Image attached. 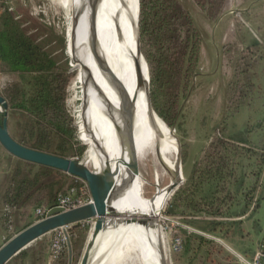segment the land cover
Segmentation results:
<instances>
[{
  "label": "rangeland",
  "instance_id": "rangeland-1",
  "mask_svg": "<svg viewBox=\"0 0 264 264\" xmlns=\"http://www.w3.org/2000/svg\"><path fill=\"white\" fill-rule=\"evenodd\" d=\"M151 1L139 0V8L145 13L144 25L138 27L139 48L149 72L151 107L168 128L174 127V133L181 143L185 178L164 207L159 222L167 242L166 263L172 264L173 252L169 251L173 237L172 214L168 213V208H172L176 195H179L178 200L183 196V201L179 200L177 204L176 214L206 218L215 216L216 221H223L216 226V232H234L235 239L241 240L239 238L244 236L246 230L254 238L259 233L255 226H264V86L253 87L248 84L253 81V77L255 81L259 79L261 72L249 60L243 64L239 62L237 67L242 71L241 83L247 85L242 90H249L241 95L242 99L229 101L235 91L237 77L233 79V76L225 74L223 68L217 69L212 55L214 47H217V53L236 57L237 60L243 54H249L244 51L245 45L238 43V39H231L221 45L211 39L216 35V24L220 20L232 19L237 22L241 35L253 37L255 33L248 27H252V22L245 23L246 15L244 17L240 13L241 8L252 3L241 0H155L152 7ZM5 9L27 33L34 35L41 49L53 56L57 63L64 65L66 61V74L71 75L65 89L66 126L75 129L76 138L85 146L83 154L86 157L88 146L78 136L77 104L72 106L68 102V86L74 72L65 53L68 23L66 7L54 0H0V15ZM234 11L240 14L234 15ZM211 51L210 63H207V54ZM248 63L251 64L250 68ZM231 79L233 82L229 84ZM18 82V75L0 62V94H7L12 85ZM222 82H227L228 86L225 104L220 100L224 94ZM13 123V120H7L10 133L14 132ZM220 137L232 142H246L248 148L240 145L227 147L221 143ZM53 143H57L56 138ZM2 151L0 184L5 191L12 173L19 169L17 177L21 178L28 173V166ZM138 169V175L130 180L128 174V180L144 199L154 192V172L159 176L160 185L168 181L167 174L159 175L160 168L155 169L150 154L141 160ZM201 179H212V196L206 193L208 185ZM240 179H243V184L237 191ZM257 197L260 205L255 213V226H247L242 234H237L241 225L231 224L224 220L225 216L236 215L244 208L245 202H249L248 210L257 204L254 200ZM92 225L93 220L82 221L69 225L65 230H58L67 238L66 249L60 259L51 260L49 257L50 241L56 232L47 233L36 240L31 244V254L36 264H79ZM219 248L215 247L214 252ZM218 255H221L219 251ZM218 255L212 264L218 263Z\"/></svg>",
  "mask_w": 264,
  "mask_h": 264
},
{
  "label": "bare ground",
  "instance_id": "bare-ground-1",
  "mask_svg": "<svg viewBox=\"0 0 264 264\" xmlns=\"http://www.w3.org/2000/svg\"><path fill=\"white\" fill-rule=\"evenodd\" d=\"M54 1L66 7L68 16L65 53L74 72L68 86V102L72 106L77 104L78 136L88 146L86 157L90 163H96L93 138L86 134L85 122L110 159L119 165L120 181L128 183L112 206L118 212L150 221L147 225L133 222L108 227L99 238L92 264H99L114 249L101 264H161L162 254L168 256L167 242L160 219L156 223L153 215L151 197L157 187L163 189L169 184L178 156L174 131L150 104L148 69L139 53V0H99L95 6V53L88 43L93 0ZM126 106L131 112L138 165L150 154L155 169L160 168L159 175H168L167 183L160 185L154 172V192L148 199L140 197L128 180V158L117 133L122 124L120 114Z\"/></svg>",
  "mask_w": 264,
  "mask_h": 264
},
{
  "label": "trees",
  "instance_id": "trees-1",
  "mask_svg": "<svg viewBox=\"0 0 264 264\" xmlns=\"http://www.w3.org/2000/svg\"><path fill=\"white\" fill-rule=\"evenodd\" d=\"M154 1H151V5ZM144 22L145 13L139 8L138 27L144 25ZM0 62L7 65L9 71L17 74L19 78V82L14 83L7 94H1L8 103L7 120L14 121V134L10 135L20 144L35 150L62 157L81 158L85 146L76 138L75 129L66 126L65 89L71 76L66 74V61L65 66L57 63L53 56L41 49L34 35L27 33L6 9L0 15ZM243 93L241 85L235 82V91L229 101L242 99ZM55 138L57 143H53ZM219 140L227 147L240 145L248 148L246 142H232L226 137H220ZM19 161L28 166V173L20 178L17 177L19 169L15 170L2 195L3 223L6 231H12L6 234L5 241L33 223L32 221L26 225H19L14 219L15 211L29 206L45 207L44 204L53 207L58 194L65 193L71 187L69 184H62L60 179L56 180L57 176L69 178L67 174L57 169ZM211 180H205L208 185L206 190L208 196H212L213 193L214 185ZM242 184L243 179H240L237 191ZM42 195L45 196L44 199ZM178 196L176 195L172 208H168L170 215L176 213L177 204L183 201V196H180V202ZM248 203L245 202L244 208L235 213L236 215L229 214L225 217L232 218L244 214L247 212ZM208 218L210 220L205 222L211 227H216L220 223L216 221L215 216L210 215ZM201 219L206 220V217ZM31 248L22 250L6 264H36ZM64 252L57 259H60Z\"/></svg>",
  "mask_w": 264,
  "mask_h": 264
},
{
  "label": "water",
  "instance_id": "water-1",
  "mask_svg": "<svg viewBox=\"0 0 264 264\" xmlns=\"http://www.w3.org/2000/svg\"><path fill=\"white\" fill-rule=\"evenodd\" d=\"M99 0H93L88 25V43L90 51L96 52V31H95V6ZM140 53V48H139ZM143 57V56H142ZM144 58V57H143ZM145 60V59H144ZM70 65V63H69ZM83 70L91 76L90 70L84 66ZM102 68H106L103 67ZM116 81L115 76H113ZM151 104V103H150ZM8 103L0 94V145L10 155L37 165L47 166L57 169L69 176L84 181L90 194V202L84 205L65 210L58 206L49 208L44 218H41L29 226L25 227L0 246V264H6L12 257L16 256L22 250L28 248L36 240L56 229L76 224L82 221L93 220L91 233L87 238L82 257L79 264H92L93 255L97 249L100 236L108 229L121 223L129 224L137 222L138 224L147 225L150 221L135 215H129L118 212L112 203L119 198V195L127 187L126 180L119 177V165L114 163L108 156L101 142L94 137V134L84 123L85 132L93 138L94 155L96 163H90L89 159L83 154L81 158L62 157L50 153L35 150L26 147L17 142L11 135L7 126ZM122 124L117 129L118 137L122 148H125L127 155L126 166L130 180L139 173L135 141L134 128L131 119V112L128 106L121 112ZM173 132L174 127H170ZM177 146V166L170 175L169 184L163 189L158 188L151 197L154 217L157 220L161 218L162 211L167 202L180 185L185 181L183 176L181 160V143L175 135ZM161 264L166 263V257L162 254Z\"/></svg>",
  "mask_w": 264,
  "mask_h": 264
},
{
  "label": "crops",
  "instance_id": "crops-1",
  "mask_svg": "<svg viewBox=\"0 0 264 264\" xmlns=\"http://www.w3.org/2000/svg\"><path fill=\"white\" fill-rule=\"evenodd\" d=\"M241 1H249L250 3H252L244 8H241L240 10L242 12L240 13L243 14L244 17L246 15L245 23H248V21L252 22V27L250 26L248 27L254 31L255 35H253V37L251 36L247 37L241 35V33L239 32V27L237 29V22L234 19L229 21L220 20L216 24V35L211 40L212 42L215 41L221 45L222 43L230 42L231 39H235V41L238 39V43L241 46L245 45L244 51L246 52L248 50L247 52L249 54H243L237 60L236 57H231L229 55L217 53L218 49L217 47H214L212 48V51L214 53L212 54L211 51L210 54H207L208 57L207 63L208 62L210 63L209 56L212 54L213 57H215L218 66L217 69L223 68L225 74H227L229 77L233 76V79L236 76L237 77L236 82H238V84L241 85V89H243L247 85L244 82L241 83L242 71L240 72L237 66L239 62L240 64H243L245 61L249 60L251 64L253 63L252 65H255L260 70L261 73L259 74V79L255 81L254 80L255 77H253V81H251V83L248 82V84H250L253 87L256 86L258 87V85L264 86V0H241ZM232 13L234 15L240 14L239 12L235 13V11ZM231 29L232 32H230ZM230 33L232 34L230 35ZM254 50L256 52H254ZM236 62L238 63L236 64ZM250 63H248L249 68L251 66ZM232 82L233 81L231 79L229 81V84ZM222 84H223L224 94L220 100H222L223 104H225V102L227 101L225 93L227 91L228 86L226 85L227 82L226 83L222 82ZM247 90L249 89L246 88L245 90H243L244 93ZM243 99H245V96ZM262 101L264 103V98L262 99ZM1 148L2 147H0V156H2L4 153L2 151L3 148L2 149ZM17 160L20 159L17 158ZM57 179L58 180L60 179L62 184L63 183L66 185L69 184L71 185V187L77 186L78 183L77 181L78 178L72 176H69V178L57 176L56 180ZM55 188L57 189V187ZM2 191H3V187L2 184H0V246L5 242L6 234L11 232L10 230L9 231L5 230V225L2 219V213H3L2 195L4 193V191L3 192ZM42 196H43L42 199H44L45 196L44 195ZM254 200L256 201L257 204H254L253 207H250L247 210V212H245L244 214L239 215L238 217L224 219V220H228L231 224L241 225L237 234L240 233L242 234V231H245L247 226L249 228H252L253 225L255 226L256 224L255 213L260 203L258 197ZM45 202L46 201H43V203ZM44 206L45 207L43 208L46 209L52 207V206H46L45 204ZM15 212L16 213L14 214V219L15 221H17L19 225H23V224L26 225L32 221L33 222L36 221L38 218V216H36L35 214V209L32 206L23 207ZM246 217H248L249 219H246ZM207 220L209 221L210 218H206V220H202L201 217L199 216L191 217L188 215L179 216L176 213L174 215L172 214V225L178 227L176 231L178 230V232L182 235L184 241L181 250L177 253H172V264H212L211 262L214 259L216 260L218 251L221 254L218 255L219 261L218 263L215 262L213 264H248L253 257L258 242L263 236L264 226L262 227L260 226L257 227V225L255 226L259 232L256 237L251 238L246 230L244 236L239 238L241 240H238L235 239L236 234L234 232L233 233L230 231L216 232L217 231L216 229L218 227L209 226L206 223ZM220 220L221 219H219L218 221L223 222ZM233 220H237V221H233ZM232 222H236V223H232ZM29 247H31V245ZM215 247H220L219 250L218 249L216 250L217 252H214Z\"/></svg>",
  "mask_w": 264,
  "mask_h": 264
},
{
  "label": "built area",
  "instance_id": "built-area-1",
  "mask_svg": "<svg viewBox=\"0 0 264 264\" xmlns=\"http://www.w3.org/2000/svg\"><path fill=\"white\" fill-rule=\"evenodd\" d=\"M77 180H78L77 186H72L65 193L58 194L56 199V204L54 206H58L65 210H69L90 202V194L86 183L80 179ZM48 210L49 209L43 207H38L35 210V214L36 216H38L39 219H41L45 217ZM68 226L54 230L56 234L53 235L49 245V253H50L49 257L51 260L57 259L65 251L67 238H65L61 234V232H58V230L61 231L65 230V228ZM173 228L176 227L172 225L173 237L169 251L176 253L181 250L184 241L182 235L178 233L176 230H173ZM248 264H264V233L257 244V248L253 254L252 259Z\"/></svg>",
  "mask_w": 264,
  "mask_h": 264
}]
</instances>
